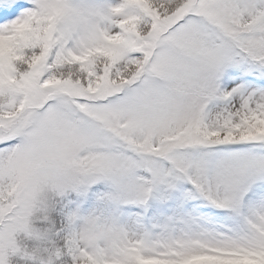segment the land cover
I'll list each match as a JSON object with an SVG mask.
<instances>
[{"label": "snow or ice", "instance_id": "1", "mask_svg": "<svg viewBox=\"0 0 264 264\" xmlns=\"http://www.w3.org/2000/svg\"><path fill=\"white\" fill-rule=\"evenodd\" d=\"M0 264H264V0H0Z\"/></svg>", "mask_w": 264, "mask_h": 264}]
</instances>
